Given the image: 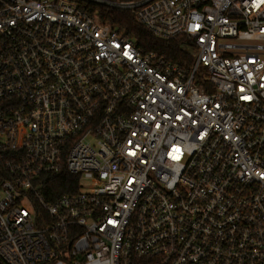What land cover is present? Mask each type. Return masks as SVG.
<instances>
[{
	"label": "built area",
	"instance_id": "1",
	"mask_svg": "<svg viewBox=\"0 0 264 264\" xmlns=\"http://www.w3.org/2000/svg\"><path fill=\"white\" fill-rule=\"evenodd\" d=\"M0 264H264V0H0Z\"/></svg>",
	"mask_w": 264,
	"mask_h": 264
},
{
	"label": "trees",
	"instance_id": "2",
	"mask_svg": "<svg viewBox=\"0 0 264 264\" xmlns=\"http://www.w3.org/2000/svg\"><path fill=\"white\" fill-rule=\"evenodd\" d=\"M112 24L119 25L128 36L136 38L137 43L145 51L156 52L170 62L190 67L196 60L194 43L185 35L170 40H161L147 31L129 12L113 11L105 17ZM41 187L50 201L57 196L73 193L78 188V176L66 171L56 175L42 176Z\"/></svg>",
	"mask_w": 264,
	"mask_h": 264
}]
</instances>
